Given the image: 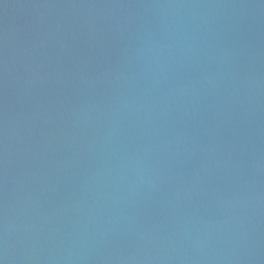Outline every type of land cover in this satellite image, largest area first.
I'll return each instance as SVG.
<instances>
[{
  "label": "water",
  "instance_id": "1",
  "mask_svg": "<svg viewBox=\"0 0 264 264\" xmlns=\"http://www.w3.org/2000/svg\"><path fill=\"white\" fill-rule=\"evenodd\" d=\"M0 264H264V0H0Z\"/></svg>",
  "mask_w": 264,
  "mask_h": 264
}]
</instances>
